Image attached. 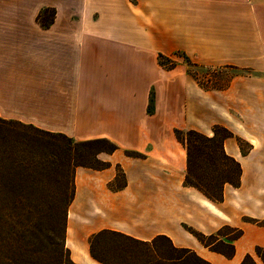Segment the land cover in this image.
I'll list each match as a JSON object with an SVG mask.
<instances>
[{
	"label": "crops",
	"instance_id": "1",
	"mask_svg": "<svg viewBox=\"0 0 264 264\" xmlns=\"http://www.w3.org/2000/svg\"><path fill=\"white\" fill-rule=\"evenodd\" d=\"M47 7L57 12L44 27L37 16ZM177 52L259 75L204 88L176 59L172 69L159 63L160 53ZM0 116L120 147L99 154L105 168H76L66 228L74 262L93 264L82 253L92 257L90 237L107 229L166 235L211 264H240L246 254L264 264L255 252L264 225L247 220L264 219V0H0ZM217 124L234 134L224 148L242 167L240 185L225 184L219 202L186 185L187 149L175 134L212 136ZM224 225L243 230L232 257L188 229L209 235Z\"/></svg>",
	"mask_w": 264,
	"mask_h": 264
},
{
	"label": "trees",
	"instance_id": "2",
	"mask_svg": "<svg viewBox=\"0 0 264 264\" xmlns=\"http://www.w3.org/2000/svg\"><path fill=\"white\" fill-rule=\"evenodd\" d=\"M56 12V8L47 7L40 11L37 18L44 27H49ZM176 54L196 65L185 53ZM158 58L167 69L177 65V61L170 56L160 53ZM198 82L204 88L221 87ZM175 134L187 149L186 185L196 187L216 202L222 201L225 184L240 185L241 164L224 148V140L234 136L228 128L217 124L213 127L212 136L195 129H175ZM237 139L241 143L242 140ZM119 148L108 138L76 140L64 133L0 116V264H21L19 262L24 260L22 247H30L32 235L27 234L34 228L40 234L37 235L39 247H53L54 244L59 247V256L50 264H76L66 245L67 218L75 195L76 168H105L108 163L101 161L99 154L112 153ZM125 154L142 156L130 150H125ZM119 171L121 169H118L116 179L120 178ZM121 174L124 180L122 171ZM45 218L58 233L50 227L46 229L49 234H42L41 226ZM247 220L264 225V219ZM188 229L209 249L227 257L234 255L233 241L243 234L241 228L229 225L209 235L190 227ZM226 229L229 232L225 233ZM89 243L90 255L100 264H211L192 249L177 247L163 234L152 240H141L106 229L93 234ZM255 252L264 262V246H256ZM48 253L52 255L51 251ZM255 263L253 256L246 254L240 264Z\"/></svg>",
	"mask_w": 264,
	"mask_h": 264
},
{
	"label": "rangeland",
	"instance_id": "3",
	"mask_svg": "<svg viewBox=\"0 0 264 264\" xmlns=\"http://www.w3.org/2000/svg\"><path fill=\"white\" fill-rule=\"evenodd\" d=\"M173 58L179 61L180 63L184 64L188 68L189 73H193L195 75V79L197 78L198 81H200L201 83H204L205 85H215V86L220 87V86L228 84V82L232 80V78L237 77L238 75H259L255 71L248 72L245 70L235 69L231 67L223 68L218 65L217 67H209L207 64L193 65V64L188 63L184 57L178 54L174 55ZM214 93H216L217 95H220L218 92H214ZM215 101L216 103L212 108L217 114L218 107H220V105L218 104V102L220 101L218 96L215 97ZM199 113H200L199 118L205 117L206 115L205 110L199 111ZM199 118H197L198 121H199ZM259 125L264 130V120H262L259 123ZM241 127L244 128L243 125ZM250 131L253 133L255 132L254 129H251ZM248 146H249L248 143H246L245 141L241 143V147L244 151H247ZM119 172H120V176H119L120 178L118 179V182H122L123 177H122L121 171ZM50 227H53L54 230L57 231L58 233V230L55 229V226L52 225L51 222L49 220H46L45 218L41 226L42 234H45V233L47 234L48 232L46 229H50ZM227 232H229V230L226 229L225 233ZM57 233L56 232L54 233L55 236L57 235ZM38 234H39V231L37 230V228H34L33 232L31 231L27 234V236L32 235L31 238L29 239L31 242V245L30 247H27L25 249L24 247H22L24 250V255H23L24 260L20 261L19 263L21 264H50V261L52 262L54 259H56L59 256V247H55V244L53 247H39L38 246V237H37ZM88 234H89V231H87V233L84 235V238H86ZM56 240H59V237H56ZM20 250L22 251L21 248ZM48 251H51L52 255L48 253ZM12 254H13V251L9 253L10 256ZM82 254H85L87 256L88 260H90L88 262L92 261L91 263L93 264H99L92 257H90L87 252L82 253ZM13 258L16 259L15 254ZM75 263L79 264L78 262H75Z\"/></svg>",
	"mask_w": 264,
	"mask_h": 264
},
{
	"label": "bare ground",
	"instance_id": "4",
	"mask_svg": "<svg viewBox=\"0 0 264 264\" xmlns=\"http://www.w3.org/2000/svg\"><path fill=\"white\" fill-rule=\"evenodd\" d=\"M71 226V224L69 223V231H68V235H69V238H70V243H72V244H74V240H72V228L70 227ZM73 247H74V245H73Z\"/></svg>",
	"mask_w": 264,
	"mask_h": 264
}]
</instances>
